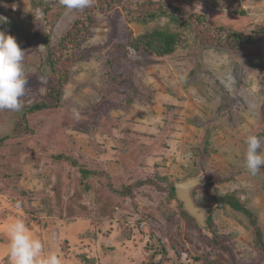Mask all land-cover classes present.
<instances>
[{"label": "rangeland", "instance_id": "rangeland-1", "mask_svg": "<svg viewBox=\"0 0 264 264\" xmlns=\"http://www.w3.org/2000/svg\"><path fill=\"white\" fill-rule=\"evenodd\" d=\"M163 1L230 29L264 24V0ZM82 10L0 0V31L25 52L28 79L22 110H0V264H9L4 227L16 218L62 264H264L247 217L216 202L234 193L264 240V166L257 175L244 167L246 138L264 144V47L200 49L164 17L136 23L118 8L97 12L59 106L24 117L47 93V53ZM154 27L186 41L157 57L128 47L129 37ZM197 176L192 197L207 209L210 229L157 187ZM159 242L168 255L151 254Z\"/></svg>", "mask_w": 264, "mask_h": 264}, {"label": "trees", "instance_id": "trees-1", "mask_svg": "<svg viewBox=\"0 0 264 264\" xmlns=\"http://www.w3.org/2000/svg\"><path fill=\"white\" fill-rule=\"evenodd\" d=\"M115 8L120 9L123 18L128 22L148 23L154 21L156 18L164 17L171 24L179 26L189 32L192 37L191 42L196 48H213L218 51L242 52L255 45L264 47V24L257 23L246 31L235 30L208 20L200 12L185 9L169 1L95 0L90 7L84 8L74 20L71 28H75V30L71 31V28V30H67L58 42L56 50L52 53H47L45 63L50 73L46 83L47 93L43 95L42 99L36 100L26 106L23 113L24 117L29 113L40 112L59 106L63 87L71 79L70 67L82 57L77 52L80 44L86 38V33L89 31L90 25L93 24L94 15L97 12H106ZM184 41H186V35L183 32H172L168 29L154 27L146 30L137 37H129L127 45L132 51L138 54L157 57L171 54ZM205 143H207V139H205ZM203 147L202 149L207 152L206 146ZM194 150L198 151V147ZM145 182L152 185L158 184L155 178H149ZM157 187L167 190L170 197L175 196L172 183L169 182L165 187ZM122 193L128 195L130 194V190ZM216 202L218 204L228 205L231 209L241 212L247 217L249 223L254 228V246L264 252L263 233L251 209L246 207L245 203L239 200L234 193L220 194L216 197ZM181 213L184 217L191 218L183 209V206ZM206 226L210 229V216L206 220ZM217 244L220 245L218 241ZM170 247L174 249L172 245ZM169 253L170 249L166 245H163V242H159L156 250H151L153 256L163 257ZM200 261L202 263L201 258Z\"/></svg>", "mask_w": 264, "mask_h": 264}, {"label": "clouds", "instance_id": "clouds-1", "mask_svg": "<svg viewBox=\"0 0 264 264\" xmlns=\"http://www.w3.org/2000/svg\"><path fill=\"white\" fill-rule=\"evenodd\" d=\"M69 10L84 9L92 5V0H59ZM40 45L39 47H41ZM25 52L16 39L0 31V110L19 112L24 107L27 75L23 66ZM247 145L244 167L251 175H257L264 166L262 138L250 135ZM257 149H261L260 152ZM8 241L9 264H62L56 252L44 251L42 241L37 238L21 218H16L4 227Z\"/></svg>", "mask_w": 264, "mask_h": 264}, {"label": "water", "instance_id": "water-1", "mask_svg": "<svg viewBox=\"0 0 264 264\" xmlns=\"http://www.w3.org/2000/svg\"><path fill=\"white\" fill-rule=\"evenodd\" d=\"M201 183V177H190L182 181L174 182L176 198L182 203L183 209L195 219L197 224L206 228L205 217L207 209L195 204L192 197V189Z\"/></svg>", "mask_w": 264, "mask_h": 264}]
</instances>
